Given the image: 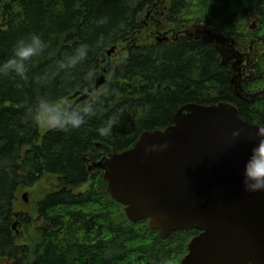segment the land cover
I'll use <instances>...</instances> for the list:
<instances>
[{
  "label": "trees",
  "instance_id": "trees-1",
  "mask_svg": "<svg viewBox=\"0 0 264 264\" xmlns=\"http://www.w3.org/2000/svg\"><path fill=\"white\" fill-rule=\"evenodd\" d=\"M158 2L162 24L146 26L147 12ZM253 21L257 51L243 81L247 93L264 88V0H0V63L33 33L47 44L23 77H0V261L181 264L199 232L163 237L148 220L134 223L123 212L113 214L108 184L100 170L91 178L88 162L133 148L143 132L167 129L177 110L190 103L233 104L243 120L264 125V97L236 95L232 69L215 40L183 33L201 27L239 41L251 38ZM157 31L175 32L179 39L159 43L151 36ZM81 44L89 47L87 58L61 69L60 62ZM113 47L116 54L108 55ZM105 69L108 82L95 91ZM44 73L48 79L37 82ZM91 89L90 98L101 96L95 115L79 129L43 132L34 123L30 109L40 101L59 109L76 92ZM114 115L119 119L112 134L100 135L98 129ZM48 178L54 181L31 216L20 213V195ZM91 179L88 190L78 191ZM16 222L23 233L14 230Z\"/></svg>",
  "mask_w": 264,
  "mask_h": 264
},
{
  "label": "water",
  "instance_id": "water-1",
  "mask_svg": "<svg viewBox=\"0 0 264 264\" xmlns=\"http://www.w3.org/2000/svg\"><path fill=\"white\" fill-rule=\"evenodd\" d=\"M196 34L225 41L207 30L197 29ZM115 52V47L109 51ZM240 76L232 78L237 96L264 95H246ZM106 83L105 76L99 77L95 90ZM93 91L76 92L75 105ZM258 127L264 125L243 120L233 104L190 103L177 110L173 125L143 132L133 148L94 167L104 171L108 192L125 207L129 221L149 220L151 229L163 237L199 231L182 264H264V192L248 193L242 182L244 164L255 146L248 137ZM236 130H242L239 138L232 135ZM163 143L170 147L145 152L149 145ZM23 198L27 200V194Z\"/></svg>",
  "mask_w": 264,
  "mask_h": 264
},
{
  "label": "clouds",
  "instance_id": "clouds-1",
  "mask_svg": "<svg viewBox=\"0 0 264 264\" xmlns=\"http://www.w3.org/2000/svg\"><path fill=\"white\" fill-rule=\"evenodd\" d=\"M104 22L106 21H101V23ZM46 48V42L36 33L18 40L9 59L0 63V77L12 75L23 77L28 70V62L33 57L42 55ZM88 51V45L81 44L72 55L60 62V68H75L87 58ZM48 76V73H44L41 76H37L36 80L37 82L44 81L48 79ZM100 96L101 94L92 96L87 102L79 106L59 109L49 106L46 100H42L30 111L37 126L67 132L72 129H79L89 118L95 115L96 104ZM118 119L115 115L110 117L107 123L98 129V133L102 136L111 135L113 128L118 123ZM241 132L242 130H236L232 135L234 138H239ZM248 138L254 141L255 146L243 167L242 182L244 189L248 193L264 192V128L258 127V131L254 135H249ZM169 147L168 143L149 145L146 147L145 152L166 150ZM165 264H172V261L168 260Z\"/></svg>",
  "mask_w": 264,
  "mask_h": 264
},
{
  "label": "rangeland",
  "instance_id": "rangeland-1",
  "mask_svg": "<svg viewBox=\"0 0 264 264\" xmlns=\"http://www.w3.org/2000/svg\"><path fill=\"white\" fill-rule=\"evenodd\" d=\"M145 19H146V17H145ZM255 26L257 28V22L256 21L251 22L250 25L248 26L247 32L249 34H252L250 39L247 38V39H243V40L238 41V40H235L233 38H229V37H225V36L221 35V37H223V39L225 40L224 43H222L221 41H215V46L218 49L219 56L225 62L229 63L232 66L233 76H237L239 74L241 75L239 78V82H240L242 90H244L243 81L251 73V69H250L251 68L250 67L251 61L254 58L255 53L257 51L256 50L257 49L256 44L253 41L254 40L253 34L256 31V28H254ZM197 28H193V29H197ZM115 54H112V56H114ZM114 58L118 59V56H115ZM262 91H264V88L262 89ZM260 97H264V95H261ZM257 98H259V97H257ZM73 102H74V100H71L67 105L60 106L59 108H67V107L73 105L74 104ZM47 129L48 128L44 127L43 132L47 131ZM110 156H111V154H109L108 156H104L106 158L105 160L107 161L110 158ZM103 158L99 162L103 161ZM92 162L93 161L88 162L89 167L93 165ZM97 170H100V172L102 174L104 173V171L100 168H92L90 170L91 178H93L95 176V174L97 173ZM53 181H54V178H48L44 181H41L38 184V186L34 192H32V193H30L29 191L23 192V194L20 195V200H21L20 205L22 206L20 213H23L26 217L29 218V216H31V214H32V210L35 207V203L37 202V200L39 199L40 196H44V194L50 189L51 183H53ZM92 183L93 182L91 179V180H89V182L86 185L82 186L78 191L88 190L89 187L92 185ZM107 191H108V188H107ZM24 194H27V200H24V198H23ZM109 195H110V193H109ZM107 202H109V201L107 200L105 203H107ZM109 206L112 208L113 214L116 215V214L123 212L124 215L126 216L125 208L124 209L121 208L123 205L121 206V204H119L115 201V204H109ZM126 218H127V216H126ZM19 226H20V224L17 225L16 229H14L17 234H21V232L24 229V228L23 229L18 228ZM159 235H161V234L159 233ZM0 264H6V262L4 260H2V261H0Z\"/></svg>",
  "mask_w": 264,
  "mask_h": 264
},
{
  "label": "flooded vegetation",
  "instance_id": "flooded-vegetation-1",
  "mask_svg": "<svg viewBox=\"0 0 264 264\" xmlns=\"http://www.w3.org/2000/svg\"><path fill=\"white\" fill-rule=\"evenodd\" d=\"M161 9H163V8L161 7V5H159V4H155V5L152 7V9H151V13H152V14L150 15L149 19H146V20L148 21L147 23L152 22L153 24L156 25V27L160 28L159 25L162 24V20L159 19L160 16L162 15V14H160V10H161ZM149 11H150V10H149ZM160 20H161V22H160ZM146 26H148V24H146ZM158 28H154V30H157ZM162 29H163V28H162ZM159 31H160V30H159ZM166 33H169V32H166ZM164 34H165V33H164ZM154 35H155L156 40H157L158 42L162 43V42L159 41V39H158V37L161 35V33L158 32V31H157V32H151V36L154 37ZM197 37H200V36H197ZM167 41H178V38H177V36H172V37H169V36H168V40H167ZM163 42H165V41H163ZM102 158H103V157H102ZM102 158H101V159H102ZM104 158H105V157H104ZM104 158H103V159H104ZM101 159L92 162L93 165L90 166V167H89V165H88V171L90 172V170H91L92 168H95V167H94V164L99 163V161H100Z\"/></svg>",
  "mask_w": 264,
  "mask_h": 264
}]
</instances>
